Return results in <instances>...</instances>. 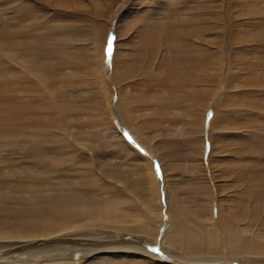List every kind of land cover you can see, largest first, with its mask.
Listing matches in <instances>:
<instances>
[{
  "label": "bare ground",
  "instance_id": "6f19581e",
  "mask_svg": "<svg viewBox=\"0 0 264 264\" xmlns=\"http://www.w3.org/2000/svg\"><path fill=\"white\" fill-rule=\"evenodd\" d=\"M154 2H149L146 16L155 23L147 21L148 28H156L143 44L155 48L163 41L155 56L119 60L115 50L107 59L104 46L98 56L91 53L92 69L84 72L74 60L70 74H57L56 67L48 70L36 54L11 48L0 25V264L105 263L118 256L165 264H173L168 259L174 264H264V178L254 176V167L244 166L240 176L229 179L245 190L241 194L247 200L236 215L225 197L234 186L218 176L213 165L215 135L227 126L231 110L248 102L264 106V38L244 33L242 22L224 15L213 22L212 17L183 11L171 22H161L171 1ZM38 3L3 0L1 5L7 9L15 4L8 8L12 15L23 11L33 17L43 8ZM248 39L255 62L238 54ZM73 86L83 93L81 100L65 95ZM258 92L262 98L252 94ZM179 95L191 101L193 111L206 106L194 117L201 122L197 167L207 191L195 195L206 202L203 214L186 208L179 184L168 174L173 166L168 169L158 147L162 143H154L145 131L175 116ZM206 123L211 125L210 148L204 144ZM93 129L98 131H86ZM85 133L90 144L84 141ZM261 158L253 161L262 167L259 172L264 170ZM123 164L135 167V181L125 172L122 176ZM132 185L158 202L159 213L138 198L140 192L133 193ZM98 191L108 195L99 198ZM207 215L210 223L204 220ZM177 243L200 254L186 253ZM208 248L212 253L205 251Z\"/></svg>",
  "mask_w": 264,
  "mask_h": 264
},
{
  "label": "rangeland",
  "instance_id": "374dc122",
  "mask_svg": "<svg viewBox=\"0 0 264 264\" xmlns=\"http://www.w3.org/2000/svg\"><path fill=\"white\" fill-rule=\"evenodd\" d=\"M2 1L3 0H0V25L6 29L7 34L12 40L9 41V46L13 49H25V51H27L29 54H36L39 57L40 62L44 63L48 70H52L56 67V71L58 70L57 74L58 72L70 74L72 72L71 68L74 65L72 62L76 61H79L80 65L82 64V72H84L86 68H89L88 70L90 71L92 66L88 63L92 59L91 53L94 52L93 54L98 56L99 53H102L104 46L106 50V45L111 32L113 33L112 53H114L116 50V56L119 58V60L124 58H133L138 62L142 59H149L150 57L152 58L155 56L156 52L159 50V47L165 45L163 44V41H159V44L155 48H151L150 46L143 44V41L148 37V33L153 30L152 28L155 27V25H151L148 28L149 24H155L152 21V17L146 16L149 13L146 12L149 2H151V5L154 6V1L161 3L162 1L166 0H37L39 2V9L40 5L43 8H41L39 11L37 10V15L35 13L33 17L31 15L29 16L28 14H25L23 11L15 14L13 13L12 15V13L9 11L10 9L8 8H10L12 5L14 6L15 4H9L6 9L5 6L1 5ZM169 1H171L172 7L170 6V8L167 9L168 11H164V17L159 19L161 22H165V20L166 22H168V20L171 22V19H174L178 12L183 11V13H191L193 11L195 14L201 15V17L205 18L212 17L214 18L212 19L213 22H215L216 17H223L222 15H224L225 18L228 17L232 19V21H235V23L242 22L243 25H240L239 28L242 29L244 33L250 32L251 35H260L262 38H264V0ZM15 3L17 4L18 2ZM183 8L185 9L182 10ZM16 15L20 20L17 19L18 17H16ZM37 16L40 17V19ZM2 20H4L3 23ZM251 26H253V28ZM144 29L145 32L143 33ZM10 32L12 34H10ZM160 35H163L162 39H165L164 34ZM239 52L241 53H238L240 55L238 56L242 58L245 57L243 58L244 61L255 62V53L253 52L252 47L249 45V39L248 42H244V49H240ZM243 52L247 53V55L245 54L244 56ZM139 53L145 54L139 55ZM106 58L111 59L112 57L109 55L107 56L106 54ZM83 66L85 68L84 70ZM144 67L145 66L140 69L137 68L138 73H141L145 69ZM58 80H56L57 83ZM91 86L95 91L99 89L96 83H93ZM75 89L76 87L74 86L69 87L66 89L68 91H65V95L68 93L67 97H70L69 99H72L73 101L74 99L77 101L81 100L83 93H77L75 92L77 89ZM69 94L72 95L69 96ZM110 94L111 92L109 91L108 97L111 96ZM252 94H255L256 98L263 97H261L262 93L259 92ZM175 98L180 102L177 108L179 110L175 111L176 114L174 113L175 116L166 120V124L165 122L161 124H155L154 126L146 128L145 131L149 133V136L155 140L153 141L154 143L156 142L157 145L162 143L158 145V147H160V152L164 155V162L166 163L168 169H171L170 166H173L168 174L171 176L170 178L172 182L179 184L178 192L179 195L182 196L183 199H181L184 204H186V208H189L195 212L198 211L199 213L203 214L204 211L207 212V208L204 206L206 202L203 198H197L195 195L197 191H207L204 183L203 172L199 170V167H197V163L201 158L200 153L202 152L200 148V146H202V133L200 130L201 122H197L198 119H195L194 117L200 115L201 113L203 114V112L206 110V106H198V108H195L193 111L190 107L192 106V104H190L191 101L186 100L185 95L175 96ZM209 111L212 112V108ZM262 112L264 113V106L261 107V105H255V102H248L247 104L244 103L243 106L239 104L238 107L231 110L232 114L228 119L229 121L228 124H226L227 126L223 130H217L215 135L217 136V144L215 146V152L213 153V165L215 167L216 174H218V176H224V181L228 179L229 182V179L234 180V178L240 176V168L244 166H250L251 169L254 167V176H257L258 178H264V173H262L264 170L259 172L262 167L259 168L257 163H255L258 160L257 158L260 159L262 157L261 161L264 158V117L260 115ZM80 120L81 119L79 118V123L77 124H79L78 126L82 128V124L84 122H81L82 120ZM114 122H117L116 118ZM115 125L118 127V122L115 123ZM204 128V144L206 145V148H210L209 132H211V125L206 123ZM118 129L120 130L121 128L118 127ZM86 131L88 133L92 132L91 134H93V132L98 131V129ZM83 135H85L87 138L86 133ZM83 135L80 134V137L83 138ZM85 137V143L90 144V142H88V138L86 139ZM192 137H195V139H192ZM89 138L94 137L90 135ZM191 139L195 141L193 144L194 146L192 145L193 141ZM207 151L209 152V149ZM117 162L119 163L121 161L117 160ZM174 164L176 166H174ZM91 166L93 167V165ZM119 169L121 170V173H123L122 176H125V173L126 175L129 174L128 177L130 179L132 178V181H135L139 176V174L137 175L136 173L135 167L131 164L120 165ZM83 174L86 175V173ZM228 175L230 176L228 177ZM103 178L107 179V176H103ZM231 184L233 185L235 182H229V185ZM233 186L234 187H231L230 190L226 191L230 196L225 197L229 202L231 201L230 203L232 209L234 210L235 214L238 215L244 209L243 207L245 206V203L247 204V200L246 197L243 198L241 194L245 190L243 189V191H241L242 189L237 188L235 185ZM131 188L134 190L133 193L136 191V194L140 192L138 194L139 199L145 203L150 202V208L152 211H154V213H159L160 208L158 202L151 201L147 192H145L142 188H138L136 185L134 187L132 185ZM97 194L99 195V198L100 195L102 198L108 195V193H103L101 191H98ZM234 195L236 198L233 197ZM207 216H209V218H204V220H206L207 223H210L211 216ZM176 245L180 246V250L185 251L187 249L185 251L186 253L192 255L200 254L199 251L191 252V250L188 248L183 249L184 247L180 243H177ZM205 251L207 253H212L210 248ZM119 257L120 256L115 257V259L113 258L114 260L110 259V261L105 263H97L96 261L85 262L84 264H165L153 261L149 258L129 256ZM44 264L53 263L45 261Z\"/></svg>",
  "mask_w": 264,
  "mask_h": 264
},
{
  "label": "water",
  "instance_id": "95a60500",
  "mask_svg": "<svg viewBox=\"0 0 264 264\" xmlns=\"http://www.w3.org/2000/svg\"><path fill=\"white\" fill-rule=\"evenodd\" d=\"M109 38H111L112 40H113V36L111 35V33H110V35H109ZM107 45H108V43H107ZM107 45H106V54H107ZM107 56H108V54H107ZM155 161V160H154ZM155 163H156V161H155ZM157 165V169H158V172H160V168H159V165L158 164H156ZM145 247L148 249V250H150L151 251V249H153V248H155V249H157L158 251H156L155 253H159V254H162L161 253V251L158 249V248H156V247H153V246H150V245H145ZM153 252V251H152ZM168 262H171V263H176V262H174V261H172V260H170V259H168Z\"/></svg>",
  "mask_w": 264,
  "mask_h": 264
},
{
  "label": "snow or ice",
  "instance_id": "6c2138e0",
  "mask_svg": "<svg viewBox=\"0 0 264 264\" xmlns=\"http://www.w3.org/2000/svg\"><path fill=\"white\" fill-rule=\"evenodd\" d=\"M112 39L111 38H109V40H108V45H107V54L109 55V56H111V54H112ZM151 251H153V252H156V251H158L157 249H155V248H153V249H151Z\"/></svg>",
  "mask_w": 264,
  "mask_h": 264
}]
</instances>
